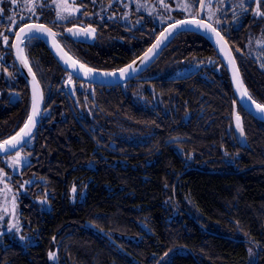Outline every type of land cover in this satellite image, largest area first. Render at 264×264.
Here are the masks:
<instances>
[{
	"label": "trees",
	"instance_id": "16d2710c",
	"mask_svg": "<svg viewBox=\"0 0 264 264\" xmlns=\"http://www.w3.org/2000/svg\"><path fill=\"white\" fill-rule=\"evenodd\" d=\"M120 1L74 0L79 11L67 19L48 5L30 20L53 26L85 66L120 70L173 22L158 26L145 16L126 27L118 18ZM189 1L199 9L201 0ZM240 4L207 0L206 16L225 20L220 28L241 51L244 84L264 105V15L257 13V0ZM259 9L264 13V3ZM72 24L92 26L95 39L71 37L65 28ZM26 51L52 110L26 148L28 164L13 172L0 157L19 194L21 233L31 237L0 246V264H264V121L239 103L206 35L181 31L169 41L148 70L158 74L153 84L160 95L147 102L135 96L136 84L91 89L72 76L70 83L41 39L27 41ZM195 59H217L222 66L172 76ZM2 72L0 87L19 77L8 68ZM22 96L6 107L0 99V143L31 113L26 84ZM179 248L187 252L164 262Z\"/></svg>",
	"mask_w": 264,
	"mask_h": 264
},
{
	"label": "flooded vegetation",
	"instance_id": "af4514ba",
	"mask_svg": "<svg viewBox=\"0 0 264 264\" xmlns=\"http://www.w3.org/2000/svg\"><path fill=\"white\" fill-rule=\"evenodd\" d=\"M129 1H131V0H125V1L121 0L120 2H118V3H120L123 6L121 8L122 9L121 10L122 15L120 17H118V18L122 21L123 25H125L126 27L127 26L128 27L129 26H133L136 23H142L145 20V16H148V15H145V13L138 12L136 6L130 7ZM133 1H137V0H133ZM6 2H8V1H3V2L0 3V10H2V11H0V77H1V74L3 73L2 69L3 68H8L9 70L12 71V73L18 71L19 77L22 78V81L17 76V73H16V74H13L9 78V80L4 83L3 87H0V99L2 100V104H3L4 107L13 106L14 104L20 102L23 99L22 93L24 91V84H26L28 86L29 91H30V97H31V100H32L30 86H29L28 81H27L26 77L24 76V74H23V72H22V70H21V68H20V66L18 64V61H17V58H16L15 47L13 46V45H15L16 34L19 32V30L22 27H24L25 25L30 24V23H43V24H46L49 27H51L54 30V32L56 33L57 37H58V34L55 31L54 27L51 26L50 24H48V23H46L44 21H41V20H30L31 17H32V14H34L35 11H36V8H37V12H38L39 10L45 9L48 5H52L54 7V4H52V3L48 2V1H45V0H30L29 2H27L28 4H26L25 8L23 9L22 8L23 4L21 6L18 5V6L14 7V5L9 6ZM21 2H22V0L20 1V3ZM206 2H207V0H206ZM200 3H201V1H200ZM33 4L35 5L34 13L32 11H30V9L32 8ZM76 5H77V3H76ZM77 9H78V7H77ZM206 11H207V6L205 4V10H204L203 18L205 20L209 21L210 23H212L224 35V37L226 38V40L230 44L229 40L227 39V37L223 33V29L220 28V25H221V27H225L226 26L225 20L222 18L223 20H220L221 22L219 21V23H217L215 20L209 19V17L206 16ZM76 12H74V13H76ZM192 12L196 13V15L191 14L190 16H185L184 18H187V17H189V18L190 17H198L199 16V12H200V5H199V9L198 10L193 9ZM17 14H19V15H21L23 17V19H21V17H20L21 24L18 27L15 26L16 25L15 22H16ZM9 17L12 18V21H13L12 23L9 22ZM112 17L114 18V17H117V16H116V14H114L110 18H112ZM184 18H181V19H184ZM23 20H29V21L22 22ZM176 21H178V20H176ZM154 22H155V24L158 25V23L155 20H154ZM173 22H175V21H173ZM173 22H171V23H173ZM75 26H79V27H82V28H91L92 29V26H90V25H88V26L86 25L85 26V25H81V24H72V25L66 26V28H65L66 32H67V29H70V28L75 27ZM158 26H160V25H158ZM9 29H11V30H9ZM90 33L92 34L93 37L92 38H88V39L85 40V39H79L77 37H74V36L70 35L67 32L68 35H70L71 37H74V38H76L78 40H84V41L92 40L93 41L95 39V34H94V32H90ZM4 36H7V38H8L7 43L4 42V39H3ZM39 39H41V38H39ZM42 42L48 47V45L46 44V42L44 40H42ZM59 42L61 43L63 48L66 50V48L64 47L62 42L60 40H59ZM26 43H27V40L22 45V48H23L22 56L27 60L28 66L34 71L32 65H31V63L29 61L28 55H27ZM230 46H231V48H232V50H233V52L235 54L236 60L238 62V66L240 68V62H239V59H238V55L240 54L241 51L239 49H237V48H234L231 44H230ZM48 49L52 53V55L54 56L56 61L58 62L59 66L61 68H63L65 71L69 72V74H71L72 72L70 70H67L58 61V59L55 57V55L53 54V52L50 50L49 47H48ZM66 52L69 53L67 50H66ZM158 58L154 61V63H152L139 76H137L134 79H131V80L127 81V82L121 83V84L102 85V84H96V83H93V82H90V81H87V80H83V79L77 77L74 74L72 75V77H75L76 79L81 81V85H80L81 87H83V88H91V89L95 85L96 86L113 87V86H120V85L136 84L138 92L135 93V96L137 98H139L140 100H142V102H147L151 96H153L154 99H157L159 97V95H160L159 93L156 92L155 86L153 84V82L158 77V74L149 73L148 72V70L154 66V64L158 60ZM220 58H221V56H220ZM197 59H199V58H197ZM197 59L191 60L190 62L189 61H184V64H182V66H180L179 68H190V66H195V69H193L192 71H190V72H188L186 74H181V75H189L191 73L198 72L201 68H205V67L217 69V68H221V66H222L221 64H219L220 62L217 59H211V61H199V62L197 61ZM221 60H222L223 65L225 66L226 70L228 71L227 66L225 65V63H224L222 58H221ZM34 73L36 74L35 71H34ZM228 74H229V71H228ZM36 76L39 79L37 74H36ZM172 76H179V75L177 73L173 72ZM229 77H230V74H229ZM230 79H231V77H230ZM39 81H40V84H41V86L43 88L44 99H45V106H44V111H43V116H42L41 123L38 125L33 137L29 140V142L27 144H25L24 146H22L21 148H19L18 150L14 151V152H12L10 154L0 155V157H2L4 159L6 164H8L7 163V157L9 155L17 152V151H20V150L24 151V153L29 157V155L26 152V148L32 144V140L35 137L38 129L43 124V121L45 120V118L48 117L49 114L51 113L52 107L50 106V104H51V102L53 100L52 99L48 100L47 94H46V90H45L44 85H43V82L40 79H39ZM148 91H150L153 95L148 94L147 93ZM234 92H235V90H234ZM140 93H141L142 96L140 95ZM235 95H236V93H235ZM238 101H239V99H238ZM239 103H240V101H239ZM69 104H70V106H71V108H72V110L74 112V115L76 117H78L77 116V110H76L75 106L73 105V102L71 101L70 98H69ZM32 110H33V101H32V108H31L30 115L32 114ZM46 111H48L47 114H45ZM237 134H238V139H239L240 143L243 144L242 139H241L242 136H241L240 132H238ZM177 140H175V141H177ZM175 141H173V142H175ZM2 143L3 142H1L0 144H2ZM170 143H172V142H170ZM29 162H30V157H29ZM28 163H26V164H28Z\"/></svg>",
	"mask_w": 264,
	"mask_h": 264
},
{
	"label": "water",
	"instance_id": "95a60500",
	"mask_svg": "<svg viewBox=\"0 0 264 264\" xmlns=\"http://www.w3.org/2000/svg\"><path fill=\"white\" fill-rule=\"evenodd\" d=\"M201 4L204 5L203 10H201ZM205 4H206V0H201V3H200V12H199V16L198 17H190V18H184V19H180V20H190V19L203 20L205 23L211 24L216 29V31L220 33V36H222L223 39L222 40H219V43H217V40L219 38L215 35V33L205 32L203 29H200V30L193 29L195 31H198V32L203 33L204 35H206L213 42V44L215 45V47L217 48V50H218L221 58L223 59L225 65L227 66V69L229 71V74H230V77H231V81H232V84H233V87H234L236 96L239 99V101L242 104V106L248 112H250L252 115H254L256 118L264 121V112H261L257 108V105H261V104L258 103L257 101H255L252 98V96L250 95V93L248 92V90H247V88H246V86L244 84V81L242 79V75H241V72H240V68L238 66V62L236 60L235 54H234V52H233L230 44L228 43V41L226 40V38L224 37V35L212 23H210L209 21H207V20H205L203 18L204 10H205ZM180 20H178V21H180ZM175 22L167 25L162 30L161 33H164L165 32V29L170 28L173 24H175ZM30 24H40V25H44L46 28H49V29L52 30V32H54V30L51 27H49L48 25H46V24H43V23H30ZM30 24H27V25H30ZM70 29L83 30V29H88V28H82V27H79V26H75V27H72ZM179 32H181V31H179ZM161 33L158 36V38L155 40V42L149 48H151L154 44H156L158 40H161L162 39ZM175 35L176 34H174L169 39L164 40L163 43H161L160 47L155 50V53L153 55H151L150 56V59L148 61H146L145 63L142 64L140 62V60L143 58L144 53L147 52V50L149 48L145 52H143L139 57H137L134 60L136 62L135 65H134V68H135V71L134 72H131V73L125 72L124 75H121L120 74V70L121 69L120 70H115V71H106V72L115 73V75H108V76L98 75V74H95V73H92V72L91 73H88V71L82 69L77 64H76L75 69H73L72 67H70L71 61H68V58L71 55L69 53H67L66 50L63 48V46L61 45V43L58 40L57 35L55 36V38H53L52 36H49V35H46L45 34V35H41L40 38L46 42V44L48 45V47L50 48V50L53 52V54L55 55V57L58 59V61L67 70H70L72 73L75 72L76 74H74V75H76L77 77H79V78H81L83 80H87V81L96 83V84L116 85V84H121V83L127 82V81H129L131 79H134L135 77L139 76L143 71H145L161 55V53L164 50V48L166 47V45L169 43V41ZM74 37H77L79 39H85L86 40L88 38H92L93 36H92V34L90 32L88 33V35H84L83 32L81 31V33L79 35L74 36ZM16 42H15V44H16ZM22 45L23 44L20 45L21 48H22ZM54 45H58V47H56ZM15 52H16V58H17L18 64H19V66H20V68H21L24 76L26 77L29 86H30L31 95H32V101H33V97H34V94H35V104H36V110H37V113L38 114L34 117V119H35V126L32 129V133H31V138H32L33 135H34V133H35V131H36V129H37V127H38V125L41 123V120H42L44 106H45L44 92H43V88H42V86L40 84V81L37 78V76L34 73V71L28 66V64L22 63L21 57L18 56L17 49L16 48H15ZM65 53L67 55H64ZM65 61H68V63H66ZM131 64H133V62L130 63L129 65H131ZM127 67H128V65L126 67L122 68V69H126ZM29 68L31 69V71H29ZM94 70H96V69H94ZM99 71H101V70H99ZM244 86H245V88H244ZM245 90H247L248 95L251 96V100H249L246 96L242 98V93ZM253 101L255 103H253ZM33 103H34V101H33ZM47 112L48 111H46L45 114H47ZM32 114H33V110H32ZM29 140H28V142H29ZM175 140H177V139L171 140L168 143L173 142ZM27 143H22V144L18 145V147L15 150H12V151H9V152L0 151V155L10 154V153L18 150L19 148H21L22 146H24Z\"/></svg>",
	"mask_w": 264,
	"mask_h": 264
},
{
	"label": "rangeland",
	"instance_id": "374dc122",
	"mask_svg": "<svg viewBox=\"0 0 264 264\" xmlns=\"http://www.w3.org/2000/svg\"><path fill=\"white\" fill-rule=\"evenodd\" d=\"M3 1L6 2L9 6H21L25 8V5L28 4L30 0H0V3ZM48 1L56 7L57 4L63 2V0H45ZM68 4L77 9V5L74 0H67ZM12 3V4H11ZM130 7L136 6L137 11L145 13L152 17L158 25H163L170 21H175L181 18L180 14L183 16H190L193 14V5L189 0H137L129 1ZM189 4L190 8L182 11L181 8L183 5ZM57 8V7H56ZM195 11V10H194ZM189 18V17H187ZM195 69V66H190V68H178V75L186 74ZM141 95V93H140ZM142 96V95H141ZM23 158V162L19 165H13V158L16 156V153H13L7 157V163L10 166V169L13 172H18L20 169L29 162V157L24 153V151H18ZM11 175L6 168L0 167V246H5L11 242L18 241L22 244H26L31 241V237L21 233L20 225V215L21 207L19 202L18 192L10 184ZM251 258L253 261L255 258L253 248L250 249ZM176 252H187L185 248H179L176 251L171 252L167 257H165L164 262L172 260L173 255Z\"/></svg>",
	"mask_w": 264,
	"mask_h": 264
},
{
	"label": "snow or ice",
	"instance_id": "6c2138e0",
	"mask_svg": "<svg viewBox=\"0 0 264 264\" xmlns=\"http://www.w3.org/2000/svg\"><path fill=\"white\" fill-rule=\"evenodd\" d=\"M261 3H264V0H257V13L264 15V13H260V9H259V5ZM57 12H56V16L58 19H67L68 17L72 16L74 12L79 11V9H74L72 8L67 0H63L62 3L57 4ZM191 5L189 4H185L182 6L181 10H187L188 8H190ZM204 5L201 4V10H203ZM240 7L243 8V0H241V4ZM2 11V10H0ZM30 11H32L34 13L35 11V5L33 4L32 8L30 9ZM65 13L67 15H65ZM193 15H196V13H193ZM21 19H23V17H21ZM9 22L12 23V18L9 17ZM217 23H219V21H217ZM194 29H203L205 32H211V33H215V35L219 38L217 40V43H219V40H222L223 37L220 36V33L216 31V29L208 23H205L203 20H197V19H190V20H180V21H176L175 24H173L170 28L165 29L164 33H161V40H158L156 44H154L151 48H149L147 50V52L144 53L143 58L140 60V62L143 64L146 61H148L150 59V56L153 55L155 53V50L157 48L160 47L161 43H163L164 40L169 39L170 37H172L174 34H178L179 31H188V30H193ZM11 30V29H9ZM81 31L83 32L84 35H88L89 32H94V29L88 28V29H83V30H74V29H67V32L72 35V36H77L81 33ZM49 35L52 36L53 38H55L56 33L52 32L51 29L46 28L44 25H40V24H30V25H26L25 27L21 28L19 33L16 34V44L13 45L16 49H17V54L18 56L21 57L22 63L27 64V60L21 55L23 53V48L20 47L21 44H23L26 40L27 41H31L33 39H39L41 35ZM4 42L7 43L8 38L7 36L3 37ZM56 47H58V45H54ZM62 51V50H61ZM64 55H67L66 53ZM68 61H71L70 67H72L73 69H75L76 67V61H73L71 59V57L68 58ZM68 61H65L66 63H68ZM135 61H133V64L128 65V67L126 69H121L120 70V74L124 75L125 72H134L135 68ZM83 67V66H81ZM29 71H31V69L29 68ZM88 73H91L92 70L88 69L87 70ZM74 73H71L69 76V82L71 83V76ZM105 75H115V73H106ZM247 97L249 100H251V96L248 95L247 90H245L242 93V98L243 97ZM33 114L28 116V119L24 125L23 128L20 129L19 132L16 133L15 136L11 137L10 139L4 141L2 144H0V151L3 152H9L12 150H15L18 145L22 144V143H27L28 140L31 138V133H32V129L35 126V119L34 117L38 114L37 110H36V104H35V94L33 97ZM253 103H255L253 101ZM257 108L261 111L264 112V105H257ZM237 120L239 121V116H237ZM237 127H240V124H237ZM241 133H243V130L241 128ZM23 162V158L21 157V154L17 151L16 156L13 158V165H19ZM50 256H53L54 254L50 253Z\"/></svg>",
	"mask_w": 264,
	"mask_h": 264
},
{
	"label": "bare ground",
	"instance_id": "6f19581e",
	"mask_svg": "<svg viewBox=\"0 0 264 264\" xmlns=\"http://www.w3.org/2000/svg\"><path fill=\"white\" fill-rule=\"evenodd\" d=\"M194 29V28H193ZM195 30H200V29H195ZM71 57V59L73 60V61H76L77 63V65L78 66H83V67H81L82 69H84V70H88V69H91V68H88V67H86L84 64H82V63H80L78 60H76L75 58H73L72 56H70ZM92 70V73H95V74H98V75H103V76H108V75H105L106 73H112V72H106V71H99V70H94V69H91ZM243 83V82H242ZM244 85V84H243ZM244 88H245V86H244Z\"/></svg>",
	"mask_w": 264,
	"mask_h": 264
}]
</instances>
